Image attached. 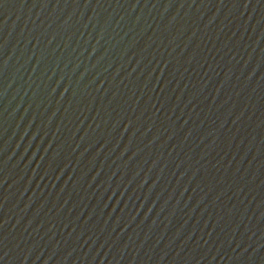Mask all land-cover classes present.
Listing matches in <instances>:
<instances>
[{
	"label": "water",
	"instance_id": "obj_1",
	"mask_svg": "<svg viewBox=\"0 0 264 264\" xmlns=\"http://www.w3.org/2000/svg\"><path fill=\"white\" fill-rule=\"evenodd\" d=\"M0 264H264V0H0Z\"/></svg>",
	"mask_w": 264,
	"mask_h": 264
}]
</instances>
